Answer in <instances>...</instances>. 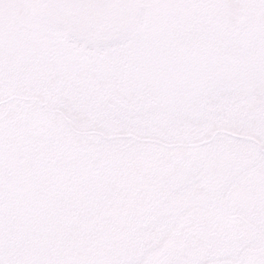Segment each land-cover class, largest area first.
<instances>
[{
	"label": "snow or ice",
	"instance_id": "6c2138e0",
	"mask_svg": "<svg viewBox=\"0 0 264 264\" xmlns=\"http://www.w3.org/2000/svg\"><path fill=\"white\" fill-rule=\"evenodd\" d=\"M0 264H264V0H0Z\"/></svg>",
	"mask_w": 264,
	"mask_h": 264
}]
</instances>
